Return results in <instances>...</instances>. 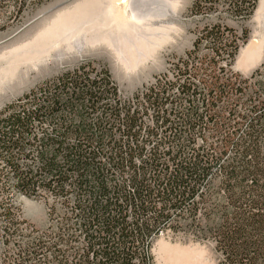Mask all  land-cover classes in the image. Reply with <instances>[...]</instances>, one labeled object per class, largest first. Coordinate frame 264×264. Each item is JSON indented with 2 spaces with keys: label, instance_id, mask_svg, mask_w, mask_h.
<instances>
[{
  "label": "trees",
  "instance_id": "16d2710c",
  "mask_svg": "<svg viewBox=\"0 0 264 264\" xmlns=\"http://www.w3.org/2000/svg\"><path fill=\"white\" fill-rule=\"evenodd\" d=\"M256 4L193 0L191 49L129 96L86 61L0 111L1 263L152 264L169 233L264 264V63L232 69ZM16 194L44 202V230Z\"/></svg>",
  "mask_w": 264,
  "mask_h": 264
},
{
  "label": "rangeland",
  "instance_id": "374dc122",
  "mask_svg": "<svg viewBox=\"0 0 264 264\" xmlns=\"http://www.w3.org/2000/svg\"><path fill=\"white\" fill-rule=\"evenodd\" d=\"M76 1L78 0H0V111L39 84L86 61L96 67L108 69L122 94L129 96L150 83L154 75L163 72L174 57L191 49L201 26L197 22L199 18L191 13L193 0H141V4L137 2L134 5L135 17L138 15L136 19L139 20L135 19L138 32L131 34L133 37L128 34L129 37L127 35L121 40L118 36H113L110 47L98 42L93 48L81 46L78 52L77 47L71 51H51L49 55L35 61L34 65L19 66L13 77L4 76L3 70L10 53L30 42L57 13L72 7ZM258 5L259 0L251 18L245 23L249 30L248 40L239 49L232 65V69L243 76L249 75L264 63V10L257 12ZM235 27L240 28L237 24ZM140 38L142 39L139 40ZM250 42L260 45V48L258 54L252 56L253 63L245 70L248 61L239 64L238 60L241 50ZM12 202L22 221L34 230L42 231L46 228L48 218L42 200L16 194ZM159 240L171 246L197 249L199 254H195L194 262L198 264H218L210 242L193 241L185 236H173L169 233L160 234L153 242L150 250L152 264H165L158 252ZM3 253L0 243V258ZM0 264H3L1 260Z\"/></svg>",
  "mask_w": 264,
  "mask_h": 264
},
{
  "label": "bare ground",
  "instance_id": "6f19581e",
  "mask_svg": "<svg viewBox=\"0 0 264 264\" xmlns=\"http://www.w3.org/2000/svg\"><path fill=\"white\" fill-rule=\"evenodd\" d=\"M139 1L141 2V0L76 1L72 7L57 13L55 18L45 24L42 27L43 30L41 29L42 31L30 42L10 53L7 59V66L3 70L4 76L13 77L19 66L34 65L35 61L42 56L49 55L51 51H59L60 49L71 51L74 47H77L78 52L81 46L93 48L94 44L98 42H103V44L110 47L113 36L115 38L118 36V38L123 40L128 34L131 36V34L137 33L138 24L136 25L135 19L139 16L135 17L134 5ZM263 10L264 0H259L257 12ZM136 20H139V18ZM136 40L138 39L136 38ZM126 47H128V44ZM259 48L260 45L250 42L241 50L238 63H243L245 60L248 61L245 70L253 63L252 56L258 54ZM157 247L165 264H198L194 262L196 261L195 254H199L197 249L171 246L160 240L157 243Z\"/></svg>",
  "mask_w": 264,
  "mask_h": 264
}]
</instances>
